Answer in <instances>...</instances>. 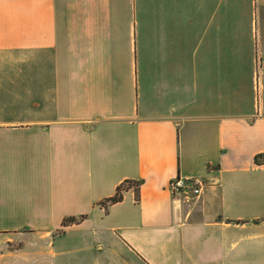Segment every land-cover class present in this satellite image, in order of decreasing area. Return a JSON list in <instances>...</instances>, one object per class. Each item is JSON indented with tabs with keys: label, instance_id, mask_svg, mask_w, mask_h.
Wrapping results in <instances>:
<instances>
[{
	"label": "crops",
	"instance_id": "0c3cea01",
	"mask_svg": "<svg viewBox=\"0 0 264 264\" xmlns=\"http://www.w3.org/2000/svg\"><path fill=\"white\" fill-rule=\"evenodd\" d=\"M229 6L0 0V264H264V32L243 65Z\"/></svg>",
	"mask_w": 264,
	"mask_h": 264
},
{
	"label": "rangeland",
	"instance_id": "374dc122",
	"mask_svg": "<svg viewBox=\"0 0 264 264\" xmlns=\"http://www.w3.org/2000/svg\"><path fill=\"white\" fill-rule=\"evenodd\" d=\"M230 6L227 9L228 17L230 19V23L232 26V31L230 35H233L232 40L230 43L234 42L236 44L237 50V58L238 61H242L243 65H248V61L250 60V55L252 53V42H253V35L256 33L257 28L260 31V23H261V31L264 32V5H255L252 3V0H229ZM241 2L242 5H239ZM236 3V4H235ZM252 3V4H251ZM251 4V5H250ZM260 7V13H259ZM260 16V18H259ZM259 19V25H258ZM254 96V94H253ZM252 96V100H253ZM253 103V101H251ZM251 103V104H252ZM18 234L17 236H20ZM79 235V236H78ZM78 236V238H77ZM25 237L29 239L26 241L31 242L35 246L38 247V251H44L48 249L45 245V240L40 236V234H25ZM54 245L53 249L58 251L61 247L68 252L66 254H60L58 257L54 256L53 260H92L87 259L88 254L90 252H94V245L96 246L98 243H95L94 238L88 233L84 232L81 236V233H77L75 231L68 232L64 237L59 238L58 236L54 237ZM69 241L64 243L63 245L60 242ZM78 240V242H77ZM92 244V248H89ZM76 249V250H75ZM87 256V257H86ZM86 258V259H85ZM45 260V259H41ZM47 260V259H46ZM96 260V259H93Z\"/></svg>",
	"mask_w": 264,
	"mask_h": 264
},
{
	"label": "trees",
	"instance_id": "16d2710c",
	"mask_svg": "<svg viewBox=\"0 0 264 264\" xmlns=\"http://www.w3.org/2000/svg\"><path fill=\"white\" fill-rule=\"evenodd\" d=\"M254 159H255V161H264V154H258L255 156ZM138 185H139L138 182H132L130 180L125 181V182H123L117 186L116 191L112 196L104 199V201H102L101 203L102 204H109V203H115L117 201H120L122 199L123 191L129 187H134V189L136 191V199L138 200V196H139L138 195ZM83 218H84V216L66 217L63 219L62 225L65 226V225H69L71 223H76L78 221H81Z\"/></svg>",
	"mask_w": 264,
	"mask_h": 264
},
{
	"label": "built area",
	"instance_id": "2783aa9c",
	"mask_svg": "<svg viewBox=\"0 0 264 264\" xmlns=\"http://www.w3.org/2000/svg\"><path fill=\"white\" fill-rule=\"evenodd\" d=\"M188 182H192L193 185L190 188ZM201 180L199 178H175L169 184L170 188L173 190L191 191L194 194H199L201 191Z\"/></svg>",
	"mask_w": 264,
	"mask_h": 264
}]
</instances>
